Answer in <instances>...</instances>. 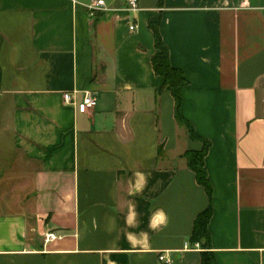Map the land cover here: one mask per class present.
I'll return each instance as SVG.
<instances>
[{"label":"crops","instance_id":"crops-1","mask_svg":"<svg viewBox=\"0 0 264 264\" xmlns=\"http://www.w3.org/2000/svg\"><path fill=\"white\" fill-rule=\"evenodd\" d=\"M97 1L0 0V264H200L208 207L215 264H264V0ZM155 19L211 200L151 66Z\"/></svg>","mask_w":264,"mask_h":264},{"label":"trees","instance_id":"trees-1","mask_svg":"<svg viewBox=\"0 0 264 264\" xmlns=\"http://www.w3.org/2000/svg\"><path fill=\"white\" fill-rule=\"evenodd\" d=\"M149 29L153 33L155 54L151 58V66L154 73L163 79V86L169 87L172 97L175 102L174 117L180 127H185L188 131L191 140L200 141L203 147L199 151H187L183 157L186 160L187 167L195 174L196 182L200 185L209 200L212 197V187L208 180L207 173L204 167V158L208 152L210 143L195 134L192 125L184 119L180 114L181 96L179 89L187 84L182 71L173 68L169 61V52L166 45L163 43L159 33V20H151L148 23ZM162 153V146L158 148V155ZM212 209L208 207L203 212L199 213L193 223V229L190 236L191 244H202L204 251L201 252L200 264H215L214 253L210 251V235L208 232V223L211 218Z\"/></svg>","mask_w":264,"mask_h":264},{"label":"built area","instance_id":"built-area-1","mask_svg":"<svg viewBox=\"0 0 264 264\" xmlns=\"http://www.w3.org/2000/svg\"><path fill=\"white\" fill-rule=\"evenodd\" d=\"M125 3L127 5V8L133 12L138 10V0H125ZM104 7L103 1H97L94 5V7L91 8V10H95L97 8ZM92 16H95V14H92ZM130 30H134V26H130ZM76 92H67L63 94V101L67 105H72L76 107L77 112L81 114H87L90 110H92L96 104H97V97L95 94L91 92H84L81 100L78 101L76 98ZM60 238V235H55L54 233H48L45 237L46 242L53 241L55 239ZM160 261H163V256L159 257Z\"/></svg>","mask_w":264,"mask_h":264},{"label":"rangeland","instance_id":"rangeland-1","mask_svg":"<svg viewBox=\"0 0 264 264\" xmlns=\"http://www.w3.org/2000/svg\"><path fill=\"white\" fill-rule=\"evenodd\" d=\"M202 145H203V143H202ZM2 168H4V167L2 166ZM2 168H1V169H2ZM2 170H3V169H2Z\"/></svg>","mask_w":264,"mask_h":264}]
</instances>
